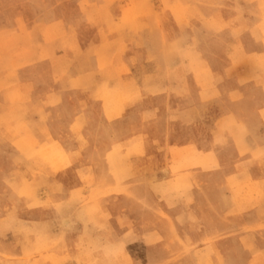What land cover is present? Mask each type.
Returning <instances> with one entry per match:
<instances>
[{
    "label": "rangeland",
    "instance_id": "1",
    "mask_svg": "<svg viewBox=\"0 0 264 264\" xmlns=\"http://www.w3.org/2000/svg\"><path fill=\"white\" fill-rule=\"evenodd\" d=\"M16 1L0 0V264H264V179L225 178L230 143L249 154L245 130L223 122L211 147H178L173 131L160 139L153 116L151 147L140 132L131 138L139 95H190L177 74L182 61L199 95H223L203 50H217L212 35L225 31L238 2ZM247 1L264 36V0ZM54 14L67 20L49 24ZM170 23L184 33L167 30ZM131 41L146 51L140 66H152L136 81L128 61L138 67L141 57H131ZM59 60L71 61L65 70L83 95L39 94L67 75L56 68L51 79L49 62ZM68 112L78 113L54 139L49 123ZM258 134L253 155L264 171Z\"/></svg>",
    "mask_w": 264,
    "mask_h": 264
},
{
    "label": "crops",
    "instance_id": "2",
    "mask_svg": "<svg viewBox=\"0 0 264 264\" xmlns=\"http://www.w3.org/2000/svg\"><path fill=\"white\" fill-rule=\"evenodd\" d=\"M24 1L17 0L16 2ZM229 2L233 4L238 2L239 10L230 9L229 15L225 16L223 20L227 26L225 31L222 34L214 33L212 35L211 41L218 47L217 50L215 52L208 51V53L203 50V54L206 53L205 57L208 54L206 63L210 74L214 78L222 80L223 95H199V90L195 86V73H185L187 65H185V61H182L177 68V74L179 78H182L180 83L184 81L190 83V95H139L138 104L131 105V131H135L131 134V138L140 132L144 136L146 147H151L150 144L156 136L153 132V120L146 118L155 116L159 117L157 123H159L160 139L163 141L164 135L173 131L175 136L169 137L170 144L175 143L178 147L187 145L199 147L201 143H207V147H211L213 138L210 132L223 122H228L233 128L245 130L248 133L247 138L241 142V146L245 145L249 149V154L239 156L237 151L239 145L231 142L230 147L233 149V155L226 160L229 168L225 173V178L247 173L251 179L261 180L264 179V171L261 170V161L255 159L253 155L255 154L253 142H256L257 138L252 137L261 135L258 133L264 131V36L258 29L260 20L257 18V12H255L254 6H250L249 1L230 0ZM257 2L253 1V3ZM40 17L43 16H38L37 19ZM48 18L51 19L49 24L57 18L63 21L67 20L66 16L56 17L55 14ZM169 26L172 30L174 29L177 36L184 33L183 28L172 23L166 26L167 30ZM195 27L196 24L190 31L192 33L191 51L193 56L198 58L196 56L202 54L199 52V47L193 42ZM95 40L97 44L100 41L99 38ZM135 41L138 39L136 38ZM134 48L135 45L131 41V57L135 54L137 58L141 57V61L138 67H135L132 61L131 64L128 61V67H131L132 71L131 81H136L140 73L143 72V67H152L150 65L140 66L146 51L139 53V50L135 51ZM258 60H261L263 65H259ZM49 68L54 70L50 72L49 69L52 80L53 74H56V68L63 69L67 75L64 74L59 81L48 84L45 89L43 88L39 92L40 95H60L61 97L63 95H83L81 89H76L72 85L71 71L65 70L72 68L71 61L59 60L53 61L52 64L49 62ZM49 110L51 116L57 114L55 110ZM63 110L65 112L66 108ZM97 113L102 114L99 109ZM76 114L72 115L68 112V116L62 118L63 120L56 121L54 119L49 123L48 126L54 139H59L57 133L64 134L70 128V123ZM172 114L176 116L175 123H169L167 120ZM118 124L119 122H114L112 128L115 129ZM262 141L264 144V140ZM236 165L239 167L238 171L235 168ZM1 172L0 163V174H2ZM159 207L161 211L168 213L173 218L178 215L179 210L168 209L163 203ZM110 211L113 217L120 213L114 207H110ZM175 226L177 228L179 226L176 219Z\"/></svg>",
    "mask_w": 264,
    "mask_h": 264
}]
</instances>
